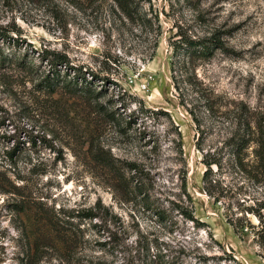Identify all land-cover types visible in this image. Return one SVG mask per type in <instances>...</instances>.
Masks as SVG:
<instances>
[{
  "label": "rangeland",
  "instance_id": "374dc122",
  "mask_svg": "<svg viewBox=\"0 0 264 264\" xmlns=\"http://www.w3.org/2000/svg\"><path fill=\"white\" fill-rule=\"evenodd\" d=\"M130 1L131 19L111 0L21 5L18 38L0 43V264H18L27 236L38 264H134L139 244L178 264H264L252 237L239 238L226 222L224 201L203 192L196 148L198 139L204 153L220 148L242 118L264 129V0ZM213 35L222 48L206 58L180 45ZM53 56L65 63L50 68ZM69 67L93 77L75 83ZM52 73L58 82L49 91ZM176 143L197 227L144 209L133 188L114 189L104 163L135 162L158 184H176ZM98 199L122 254L101 246L108 233L89 224L79 249L47 247L42 217Z\"/></svg>",
  "mask_w": 264,
  "mask_h": 264
},
{
  "label": "trees",
  "instance_id": "16d2710c",
  "mask_svg": "<svg viewBox=\"0 0 264 264\" xmlns=\"http://www.w3.org/2000/svg\"><path fill=\"white\" fill-rule=\"evenodd\" d=\"M47 1L0 0V20H6L5 25L0 24V43L15 42L18 38L20 32L14 21L16 13L21 11V5L37 4L47 7ZM111 1L126 18L131 19L133 14H136L135 6L130 0ZM180 43L187 55L198 58L209 57L215 47L222 48L220 40L214 35L210 38L186 40ZM176 49L178 47H175ZM44 52L46 53V51ZM45 59L47 60V56ZM48 62L50 68L65 63L59 56H53ZM69 69L73 74L72 81L75 83L79 82L77 79L80 77L79 80H85L86 75L93 77L91 72L88 70L83 72L80 67H69ZM44 82H47L49 91H53L58 82V75L52 73L51 79L48 77ZM177 136L181 138L179 132H177ZM196 148L202 153L201 163L204 170L201 184L203 192L214 203L224 201V209L227 212L226 222L233 232L239 238L250 235L256 246L264 252V129L262 125L251 118H242L220 148L204 153L200 139L196 141ZM173 150L179 164L174 171L177 183L172 185H168L166 182L158 184L150 172L144 171L135 162H122L118 165L104 163L112 172L110 181H115L112 185L114 189H118L122 184L126 190L133 188L141 197L144 209L149 211L154 209L156 215L161 219L167 214H176L184 222H189L197 227L199 222L194 216L192 198L187 190V168L181 144L176 143ZM125 174L129 175L127 179L124 178ZM228 176L231 177L230 181H233L229 186L225 184ZM236 180L243 184L239 185ZM224 199L228 201L226 202ZM16 211L26 212L24 201L20 202ZM104 213H109L108 209L101 204L99 199L89 208L75 207L57 211L52 209L47 218L42 217L44 222L47 221L45 223H47L50 236L47 247L55 249L56 244H60L65 250L79 249L85 237V224H89L93 229L98 228L97 233L99 234L108 233L107 240L101 246H109L111 255L113 253L122 254L123 251L119 248L121 239L117 233L106 228ZM250 217L255 218L257 223L253 224ZM138 248L140 252L139 250L136 252L137 259L134 260V264H178L175 256L166 255L159 247H156L154 253L140 244ZM38 257L37 248L27 236L26 247L21 252L18 264H38ZM122 261V264H133L129 258H123ZM234 263L237 264L235 261Z\"/></svg>",
  "mask_w": 264,
  "mask_h": 264
}]
</instances>
